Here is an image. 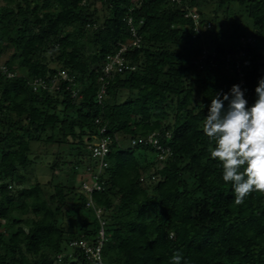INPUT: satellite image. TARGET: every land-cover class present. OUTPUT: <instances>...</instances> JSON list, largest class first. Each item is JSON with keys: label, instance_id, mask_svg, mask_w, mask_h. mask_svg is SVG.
I'll list each match as a JSON object with an SVG mask.
<instances>
[{"label": "trees", "instance_id": "obj_1", "mask_svg": "<svg viewBox=\"0 0 264 264\" xmlns=\"http://www.w3.org/2000/svg\"><path fill=\"white\" fill-rule=\"evenodd\" d=\"M192 7L197 32L187 15ZM234 7L249 26L231 16ZM127 14L141 36L126 54L136 68L114 75L98 103L105 56L129 38ZM9 50L2 63L15 76L0 74V264H170L173 254L181 264H264V195L234 202L200 128L216 91L239 83L253 101L264 75V0H0V56ZM242 51L248 62L240 58V75L235 60ZM59 70L73 85L30 87ZM95 118L119 137L101 189L91 193L103 209L100 263L72 244L95 241L100 226L85 197L75 200L69 183L36 175L29 182L35 143L53 147L52 176L74 152L68 180L81 172L84 178ZM154 131L171 149L161 167L153 148L120 142ZM145 173L157 177L140 180ZM68 193L77 213L64 208Z\"/></svg>", "mask_w": 264, "mask_h": 264}, {"label": "clouds", "instance_id": "obj_2", "mask_svg": "<svg viewBox=\"0 0 264 264\" xmlns=\"http://www.w3.org/2000/svg\"><path fill=\"white\" fill-rule=\"evenodd\" d=\"M246 92L239 83L216 91L200 126L209 158L221 169L222 181L231 184L237 205L250 194L264 195V75L257 79L251 103ZM181 261L179 254L170 257V264Z\"/></svg>", "mask_w": 264, "mask_h": 264}, {"label": "built area", "instance_id": "obj_3", "mask_svg": "<svg viewBox=\"0 0 264 264\" xmlns=\"http://www.w3.org/2000/svg\"><path fill=\"white\" fill-rule=\"evenodd\" d=\"M187 15L193 19V23L195 25L194 30L197 32L199 22L198 11L195 7L189 8ZM124 20L129 32V38L127 42L121 43L116 50L108 53L105 56V60L100 68L98 77L99 88L96 93V100L98 103H101L103 98L105 97L107 86L114 75L126 70H134L136 68V65L130 62L126 54L128 53L130 48H138L140 46L141 36L137 32L136 25L133 22L132 16L130 14H127ZM247 39L249 40V38ZM244 40L245 39L243 37L239 39L241 45L244 44ZM237 55L238 58H236L235 60V68L241 75L240 58L244 60V63H247L248 57L244 55V51L238 52ZM0 74L5 75L6 77L15 76V73L10 71L3 63H0ZM60 81L64 82V86L66 88H68V84L73 85V78L70 77L64 70L57 71L56 74L52 75L48 79L37 77L31 80L29 84L33 90L39 88L57 89L59 87ZM72 92V95H75L77 90H73ZM94 121L97 124V133L93 135V140L88 145V149L90 151L93 162L85 166V176L80 183V189L84 193V197L86 199V207H89L91 213H93V215L99 219L100 226L95 237V241L89 242L85 239H80L78 241H72V244L78 245L84 251L87 258L96 260L98 263H100L101 247L105 237L103 229L104 220L101 217L103 209L101 207H97L93 203L91 193L93 190L101 189L99 176L103 169L107 166L106 156L109 152L110 145L114 142L118 144L119 137L116 134L108 133L106 125L101 122L100 118H95ZM164 136L166 138H169L170 133L166 131ZM135 145L153 148L155 159L159 167L163 166L165 160L171 156L170 146L167 144V142L160 140V133L158 131H154L143 136L129 137V146ZM156 177L157 176H155L154 174L152 175L145 173L140 177V180L151 181L156 179Z\"/></svg>", "mask_w": 264, "mask_h": 264}, {"label": "rangeland", "instance_id": "obj_4", "mask_svg": "<svg viewBox=\"0 0 264 264\" xmlns=\"http://www.w3.org/2000/svg\"><path fill=\"white\" fill-rule=\"evenodd\" d=\"M96 6L99 8L100 3L98 2L96 4ZM213 8H214V6L210 5L205 9V12L207 14H210L209 12ZM234 10L237 13H234L231 16H233L235 19L240 20L241 22H244L245 24H247L249 26V22H247L248 20L244 17V14L235 7H234ZM218 13H219L218 18L220 17L222 19L223 13H221V11H218ZM10 52L11 51L9 50L0 56V63H2L6 59V57L10 54ZM120 142H121V145L124 147L129 146V138L128 137L121 139ZM31 148H32L33 152H37L36 153V156H37L36 159L38 161L36 162V164H34L32 166L31 169L29 168V172H30L29 173V176H30L29 182L34 181L33 177H34V175H36L37 178H39L40 180H43V181H48L51 179V184L69 183V185H72L76 188V194H75L76 199L74 198L75 200H79L80 198L84 197V193L80 189V183H81L82 178H83V173L80 171L81 173H78L76 176H74L73 179L68 180L69 179L68 175H69V173H71V170H72L70 164L75 158L74 152L71 154H66L64 156V159L67 162V164L64 166V168L62 170L57 171L52 176V172L50 171L49 164L54 160V157H55V155L53 154V150H54L53 147L52 146H40V144L35 143V144H32ZM65 148H66L65 146H61V147L59 146V150L62 151V154L66 150ZM38 154H39V156H38ZM36 156H34V157H36ZM151 158H152L151 155L148 154V159L153 160ZM155 164H156V162H155ZM82 168H83V166H82ZM80 169H81V167H80ZM149 171H152V170L149 169L146 172L148 173ZM66 199L67 200L65 202L64 208H67L68 213H72V214L77 213L78 210L76 208H74V206H73L74 202L71 200L72 199V193L71 194L68 193L66 195ZM72 220L73 219L71 216H66L63 219V223L65 224L66 227H72L73 228V221Z\"/></svg>", "mask_w": 264, "mask_h": 264}]
</instances>
